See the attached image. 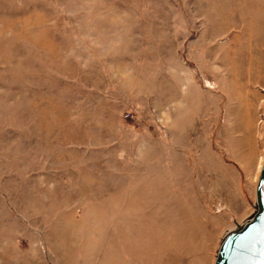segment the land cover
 Listing matches in <instances>:
<instances>
[{
	"label": "rangeland",
	"instance_id": "obj_1",
	"mask_svg": "<svg viewBox=\"0 0 264 264\" xmlns=\"http://www.w3.org/2000/svg\"><path fill=\"white\" fill-rule=\"evenodd\" d=\"M264 158V0H0V264H213Z\"/></svg>",
	"mask_w": 264,
	"mask_h": 264
},
{
	"label": "water",
	"instance_id": "obj_2",
	"mask_svg": "<svg viewBox=\"0 0 264 264\" xmlns=\"http://www.w3.org/2000/svg\"><path fill=\"white\" fill-rule=\"evenodd\" d=\"M251 206V214L219 238L213 264H264V159Z\"/></svg>",
	"mask_w": 264,
	"mask_h": 264
},
{
	"label": "bare ground",
	"instance_id": "obj_3",
	"mask_svg": "<svg viewBox=\"0 0 264 264\" xmlns=\"http://www.w3.org/2000/svg\"><path fill=\"white\" fill-rule=\"evenodd\" d=\"M264 159V158H263ZM262 162H263V160H262ZM262 162H261V164H262ZM261 164H260V167H261ZM260 167H259V170H260ZM258 174H259V172H258ZM258 177V176H257ZM256 181H257V179H256ZM234 227H235V225H234ZM234 227H232V228H230V229H228V230H232V229H234ZM219 241V240H218Z\"/></svg>",
	"mask_w": 264,
	"mask_h": 264
}]
</instances>
